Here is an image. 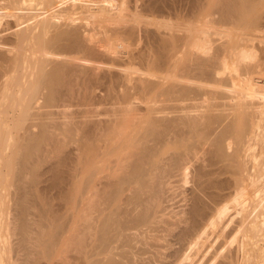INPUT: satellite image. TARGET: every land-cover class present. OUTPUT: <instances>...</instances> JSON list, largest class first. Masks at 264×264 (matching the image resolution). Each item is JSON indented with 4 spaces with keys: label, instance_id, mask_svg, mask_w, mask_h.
<instances>
[{
    "label": "bare ground",
    "instance_id": "6f19581e",
    "mask_svg": "<svg viewBox=\"0 0 264 264\" xmlns=\"http://www.w3.org/2000/svg\"><path fill=\"white\" fill-rule=\"evenodd\" d=\"M5 202L13 264H264V0H0Z\"/></svg>",
    "mask_w": 264,
    "mask_h": 264
},
{
    "label": "rangeland",
    "instance_id": "374dc122",
    "mask_svg": "<svg viewBox=\"0 0 264 264\" xmlns=\"http://www.w3.org/2000/svg\"><path fill=\"white\" fill-rule=\"evenodd\" d=\"M256 82H258V81H256ZM49 117H50L51 120L54 118L53 116H49ZM51 117H53V118H51ZM57 117H58V116H57ZM44 118H48V117H44ZM40 119L42 120V118H40ZM54 119L56 120V116H55ZM54 119H53L52 121H51V120L49 121V119H48V120L46 119V120L48 121V123H50V124L52 125V124H55V122H57V120H58L59 118H58L56 121H55ZM35 120H36V119H35ZM37 120H38V119H37ZM37 120H36V121L32 120L31 123L34 121L33 124L35 125V123H37ZM41 120H39V121L41 122ZM39 121H38V122H39ZM43 121H45V120H43ZM53 121H55V122L52 123ZM59 121H60V120H59ZM59 121H58V122H59ZM61 121H62V120H61ZM28 122H29V121H28ZM28 122H27V123H28ZM40 122H39V124H40ZM29 123H30V122H29ZM42 123H43V122H42ZM42 123H41V124H42ZM33 124H30V125L34 126ZM44 124H45V122H44ZM27 125H28V124H27ZM36 125H37V124H36ZM46 125H49V124H46ZM32 126H31V127H32ZM37 127H40V126L38 125ZM32 128H33V129H31V130H33L32 132H33V133H36V134H37L36 131H37V130H40V129H38V128H37V129L34 128V127H32ZM52 130H53V129H51V131H52ZM39 132H40V131H39ZM34 162H35V161H34ZM33 164H34V166H36L35 169H36L38 172H40L41 174H43V175H44V173L47 171L46 169L49 167V165H48L47 163L44 164V163H42V162H40V161H37L36 164H35V163H33ZM32 166H33V165H32ZM40 173H39V174H40ZM39 174H38V175H39ZM45 174H46V173H45ZM40 176H41V175H40ZM45 176H46V175H45ZM43 184H44V183L40 184V186L43 185ZM36 186H37V187H34V188H33V189H34V195H35V196L33 197L32 201H33L34 204L31 202V199H30V203H31L30 205L33 204V205L35 206V204H38V205H36L37 207L35 206V207L38 209V211L41 210V209H43V208H44L45 210H47V208L50 207V206L52 205L50 209L48 208V210H51L52 208H54L53 213H51V212L49 213V211L47 212V213H49L50 215L53 214V216H51L52 219H53V217L57 216V217H56L57 219L65 218V220H66V219L68 218L67 220H69V221H70V219H69L68 216L74 214V213L77 212V211H79V212L81 213V210H82V209H80V208H83V207H82L83 204H81V205L78 207L79 210H76V211H73V210H72V212H73V213H72V212H71L72 207H71V205H70L69 202H67V201H65V200H63V199L60 200V201H59V199H58V200H55V201L53 200L54 198L57 199V198H56V195H54V193L56 194L55 191L52 190L53 192H51L52 195L55 196V197H54V196L51 195L50 190H49V192H48V190H47V193L50 195V197H49L47 194L44 195L42 192H40L41 189H42V188H41L42 186L40 187L41 189L38 187L39 184L36 185ZM184 186H185V185H184ZM184 186H182V187L184 188ZM189 186H190L189 184H186V186H185L186 189H189V188H190ZM43 187H45V184L43 185ZM182 187H180V188L182 189ZM188 187H189V188H188ZM180 188H179V189H180ZM37 189H38V191H39L42 195H44V196H42L39 192H37ZM39 189H40V190H39ZM43 189H44V188H43ZM43 189H42V190H43ZM179 189H177L176 191H177V192H178V191L183 192L181 189H180V190H179ZM184 191H185V190H184ZM177 192L174 194V198H175V199L173 200L174 204H175V202H177V201H175V200H179V197H178V196H179V195H178L179 193L177 194ZM181 192H180V193H181ZM37 193H38V194H37ZM45 193H46V192H45ZM176 194H177V195H176ZM36 195H37L38 197H37ZM51 196L53 197V199L51 198ZM39 197L44 198L43 201H42V198L40 199ZM50 198H51V200H50L51 202L48 201ZM34 199H35V200H34ZM38 200H39V201H38ZM36 201H37L38 203H36ZM45 201H46V202H45ZM44 202H45L46 204H45ZM8 203H9V202H8ZM49 203H50V206H48ZM54 203H56V204H54ZM63 203H65V204H63ZM67 203H68V204H67ZM4 204H5V205H4ZM1 205H2V206L4 205L5 208H3L2 206H0V207H1L0 210L3 209V210H2L3 212L1 211V213H0V214H3V215H0V217L3 216V217H1V218H2V219L5 218V220H4V222H0V223H3V224H0V233L2 232L1 235L3 234L2 237L0 236V238L2 239V240L0 239V240H1V243H0V244L4 245V244H6L5 241L8 239L7 237H8L9 234H10L9 236H11L12 238H14L13 235H14V234H17L18 232H17L16 230H14L15 228H13V226H9V224L6 225V223H7L6 221H8L7 216H9V218L11 217V215H8V213H9V214H12L11 212H9L11 209H10V208L8 209L9 206H8L7 202L2 203ZM12 205H13V203L10 202V206H12ZM14 205H15V203H14ZM14 205H13V206H14ZM28 205H29V203H28ZM63 205H64V206H63ZM170 205H172V204L170 203ZM7 206H8V207H7ZM39 206H40V207H39ZM42 206H43V207H42ZM58 206H61V207H58ZM14 207H15V206H14ZM28 207H30V206H28ZM38 207H39V208H38ZM46 207H47V208H46ZM67 207H68V208H67ZM11 208H12V207H11ZM36 208L33 207V208L31 209V211L28 213L29 215H32V214L34 213V214H33L34 216H28V214H27V216L30 217V218H29L30 221H31V219L34 220V219H37V218H38L37 220H39V217H37V216L39 215V213H38V211L36 212V210H34V209H36ZM57 208H58V209H57ZM61 208H62V211H60ZM6 209H7V211H6ZM15 209H16V207H15ZM15 209H14V211L17 210V209L15 210ZM65 209H66V210H65ZM4 210H5L6 212H5ZM8 210H9V211H8ZM29 210H30V208H29ZM32 210H33V211H32ZM52 210H53V209H52ZM55 210H56V211H55ZM64 210L67 211L68 213H66ZM11 211L14 212L13 210H11ZM34 211H35V212H34ZM31 212H32V214H30ZM54 212H55V213H54ZM59 212H61V213H59ZM69 212H71L72 214L69 213ZM79 212H77V213L74 214V215H75V216H74L75 223H74V221H73V215L70 216V217L72 218L71 221H73V224H75V225H76V223L78 222V221L76 222V219L79 218L78 216H81V215H78ZM14 213H15V212H14ZM58 213H59V214H58ZM63 213H64V214H63ZM65 213H66V214H65ZM80 213H79V214H80ZM35 214H36L37 216H36ZM49 214H47V215L50 217ZM54 214H57V215L54 216ZM15 215H16V214H15ZM60 215H62V216H60ZM63 215H64V216H63ZM27 216H26V217H27ZM35 216H36V217H35ZM39 216H40V215H39ZM76 216H77V217H76ZM49 217H48V218H49ZM60 217H61V218H60ZM66 217H67V218H66ZM13 218H14V217H11L10 219H13ZM15 218H16V217H15ZM51 218H50V219H51ZM10 219H9V220H10ZM27 219H28V218H27ZM29 219H28V221H29ZM52 219H51V220H52ZM33 220H32V221H33ZM37 220H36V221H37ZM2 221H3V220H2ZM14 221H16V220H13V221H12V222H13L12 224H14ZM30 221H29V222H30ZM36 221H35V222H36ZM71 221H70V222H71ZM9 222H10V221H9ZM9 222H8V223H9ZM35 222H33V225H34ZM35 224H36V223H35ZM70 224H71V223L68 222V225H69V226H67V227L70 228V227L73 226V224H71V226H70ZM4 225L6 226V227H5L6 229L8 228V229L10 230V229L12 228V229L14 230V232H12L13 230H10V231L12 232V234H11V232L8 233V229L6 230V229L4 228ZM10 225H11V223H10ZM33 225H32V226H33ZM75 225H74V226H75ZM35 226H36V225H35ZM35 226H33V227H34V228H33L34 231L36 230V227H35ZM1 227H2V228H1ZM9 227H10V228H9ZM15 227H16V225H15ZM72 228H73V227H72ZM70 229H71V228H70ZM70 229H69V231H70ZM5 231H6V232H5ZM15 231H16L17 233H15ZM33 234H34V233H33ZM33 234H32V235H33ZM34 235H35V234H34ZM34 235H33V236H34ZM14 236H15V235H14ZM35 236H36V235H35ZM11 237H10V238H11ZM16 238H18V237L16 236ZM16 238H15V239H16ZM64 238H65V237H63L62 239L64 240ZM15 239H14V240H15ZM10 240H11V239H8V240H7V244H8L9 242H12V241H13V239H12L11 241H10ZM2 241H3V242H2ZM17 241H19V239H16V241H13V242H16V243H17ZM33 241H34V240H33ZM33 241L30 240L29 242L34 243L35 241H34V242H33ZM60 241H62V240H60ZM16 243H15V247H17V246H16ZM32 243H31V245H33ZM12 244H13V243H11V246H12ZM2 245H1V246H2ZM28 245H29L30 247H32L30 244H27V246H28ZM36 245H37V244H36ZM7 246H8V245H7ZM7 246H6V247H7ZM11 246H10V247H11ZM13 246H14V245H13ZM60 246H61V247H60ZM63 246H64V243L60 242V245L58 246V249H57V250H60V249H62V248L65 247V246H64V247H63ZM137 246L140 247L139 245H137ZM6 247H0V250L3 252V250H5ZM138 247H137V248H138ZM2 248H3V250H2ZM28 248H29V247H28ZM33 248H35V249L32 250V253H35V255L32 254V256L35 257V256H36V252H34V251H35L37 248H36V247H33ZM30 249H31V248H30ZM39 249L42 250L41 248H39ZM39 249H38V250H39ZM9 250H10V248H9ZM9 250L7 251V248H6V251H7L8 253L10 252ZM36 251H37V250H36ZM0 254H1V252H0ZM6 254H7V253H6ZM6 254L3 253L1 256L6 255ZM20 254H21V253H20ZM9 255H10V253H9ZM9 255H7L6 258L8 259V258L10 257V258H13V260L15 261V258H14V257H11V256H13V255H10V256H9ZM1 256H0V257H1ZM8 256H9V257H8ZM3 258H4L5 261H6V258H5L4 256L1 258V260H3ZM16 258L19 259L20 257L17 256ZM32 258H33V257H32ZM30 259H31V258H30ZM35 259H36V258H35ZM1 260H0V261H1ZM10 260H12V259H10ZM10 260H9V261H10ZM3 261H4V260H3ZM7 261H8V260H7ZM7 261H6V262H7ZM30 261H34V260H30ZM41 261L43 262V264H45L44 262H46V264H48V262H47L46 260H41ZM34 262H35V261H34ZM42 262H41V263H42ZM7 263H10V262H7ZM13 263H14V262H11L10 264H13ZM18 263H19V262H18Z\"/></svg>",
    "mask_w": 264,
    "mask_h": 264
}]
</instances>
